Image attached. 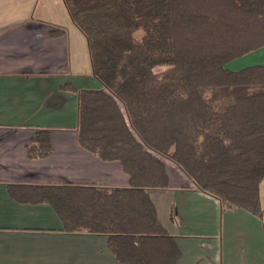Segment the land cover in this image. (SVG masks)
Returning a JSON list of instances; mask_svg holds the SVG:
<instances>
[{
	"label": "trees",
	"instance_id": "16d2710c",
	"mask_svg": "<svg viewBox=\"0 0 264 264\" xmlns=\"http://www.w3.org/2000/svg\"><path fill=\"white\" fill-rule=\"evenodd\" d=\"M64 3L103 85L79 91L78 143L119 160L130 184L25 185L23 197L49 202L67 230L105 234L115 256L133 264L179 257L149 191L169 186L160 156L224 207L261 216L264 64H227L264 47V0ZM52 150L50 132L36 131L28 155Z\"/></svg>",
	"mask_w": 264,
	"mask_h": 264
},
{
	"label": "crops",
	"instance_id": "0c3cea01",
	"mask_svg": "<svg viewBox=\"0 0 264 264\" xmlns=\"http://www.w3.org/2000/svg\"><path fill=\"white\" fill-rule=\"evenodd\" d=\"M249 55L237 68L264 64V47ZM101 87L64 0H0V264H133L115 256L105 234L65 229L49 202L27 200L20 187L129 186L119 160H103L77 140L79 91ZM38 130L50 132L53 150L30 157ZM160 158L169 186L149 191L179 250L173 264H264V179L259 216L224 207Z\"/></svg>",
	"mask_w": 264,
	"mask_h": 264
},
{
	"label": "rangeland",
	"instance_id": "374dc122",
	"mask_svg": "<svg viewBox=\"0 0 264 264\" xmlns=\"http://www.w3.org/2000/svg\"><path fill=\"white\" fill-rule=\"evenodd\" d=\"M66 12H67V11H66ZM67 14H68V13H67ZM252 56H254V55H249L248 57H247V55H246V56H244V57H241V58H238V59H236V60H234V61H231L230 63L227 64V67L230 68V69L236 68V69L239 70V68H237V64H241V62H244V61H246V60H249L248 58H251ZM235 65H236V66H235ZM163 69H165L164 66H157V67L155 68L156 71H161V70H163Z\"/></svg>",
	"mask_w": 264,
	"mask_h": 264
}]
</instances>
